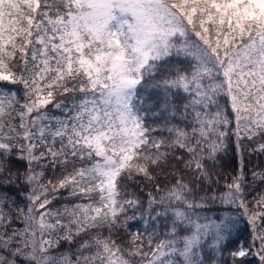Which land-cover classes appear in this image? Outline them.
Wrapping results in <instances>:
<instances>
[{"label": "snow or ice", "instance_id": "6c2138e0", "mask_svg": "<svg viewBox=\"0 0 264 264\" xmlns=\"http://www.w3.org/2000/svg\"><path fill=\"white\" fill-rule=\"evenodd\" d=\"M0 264H264V0H0Z\"/></svg>", "mask_w": 264, "mask_h": 264}]
</instances>
